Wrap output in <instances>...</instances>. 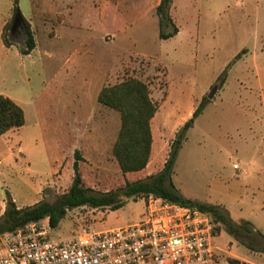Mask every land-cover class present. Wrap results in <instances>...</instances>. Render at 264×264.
<instances>
[{"label": "rangeland", "instance_id": "obj_1", "mask_svg": "<svg viewBox=\"0 0 264 264\" xmlns=\"http://www.w3.org/2000/svg\"><path fill=\"white\" fill-rule=\"evenodd\" d=\"M160 3L19 0L38 44L26 57L23 34H10L15 0H0V95L20 101L26 117L22 130L0 135V217L7 193L19 208L65 194L76 151L85 186L96 192L157 174L207 99L178 150L173 186L185 198L219 207L237 226L264 228V0H170L162 25ZM128 77L149 84L159 111L149 167L123 175L113 155L121 117L97 97ZM145 210L141 198L117 211L73 209L52 236L127 226ZM241 232L236 237L220 226L221 264L261 252L260 235Z\"/></svg>", "mask_w": 264, "mask_h": 264}, {"label": "trees", "instance_id": "obj_2", "mask_svg": "<svg viewBox=\"0 0 264 264\" xmlns=\"http://www.w3.org/2000/svg\"><path fill=\"white\" fill-rule=\"evenodd\" d=\"M169 5L170 0H161L159 4L160 25H162ZM17 11L21 13L19 0H15L14 16ZM22 20L25 26L26 39L20 52L25 56L30 55L36 48V40L31 24L23 15ZM178 32V29L174 28L173 34ZM171 36L172 33L168 35L161 34L162 38H170ZM4 44L8 47L12 46V43L5 40ZM97 101L99 105L120 114L121 128L113 147V155L122 174L144 173L152 159L154 144L152 121L159 111L158 104L152 98L149 84L140 78H124L119 83L103 87L98 94ZM207 102V99H203L201 105L193 113L192 118L182 127L176 140L172 143L171 152L163 169L157 174L133 182L127 181L124 187L115 191L96 192L94 189L85 186L79 164L82 158L80 152L76 151L73 164V182L69 190L54 203L41 201L30 207L19 208L12 196L7 193L5 210L0 217V235L14 233L28 224L46 218L49 219L51 227L55 230L70 210L90 207L92 209L117 211L127 204V199H135V202H137L138 199H146L149 196L160 197L175 204L197 208L209 213L216 224L217 233L221 226L227 228L228 232L236 237L242 234L241 229L247 234H253L254 230L249 222L237 226L228 214H224L219 207L185 198L173 186V168L182 140L185 138L187 131L193 127L196 118L201 114ZM25 123L26 117L23 108L11 98L0 95V135L19 130ZM255 233L260 235L264 241V236L260 232ZM262 244L260 251L264 252V242ZM249 248L252 251L255 250V247L250 246ZM230 264L252 263L233 259Z\"/></svg>", "mask_w": 264, "mask_h": 264}, {"label": "built area", "instance_id": "obj_3", "mask_svg": "<svg viewBox=\"0 0 264 264\" xmlns=\"http://www.w3.org/2000/svg\"><path fill=\"white\" fill-rule=\"evenodd\" d=\"M144 200L142 219L127 226L54 240L46 218L0 235V264H221L209 213L156 196Z\"/></svg>", "mask_w": 264, "mask_h": 264}, {"label": "crops", "instance_id": "obj_4", "mask_svg": "<svg viewBox=\"0 0 264 264\" xmlns=\"http://www.w3.org/2000/svg\"><path fill=\"white\" fill-rule=\"evenodd\" d=\"M25 17V16H24ZM25 19L31 24V26H32V29L34 30V28H33V25H32V21H31V19H28V18H26L25 17ZM5 26L6 25H4V28H5ZM4 28H3V30H4ZM2 34H3V32H2ZM37 46H38V44H37V42H36V48L32 51V53L30 54V55H25L26 57H32V55L36 52V50H37ZM9 98H11V97H9ZM12 100H14L18 105H20V106H22V103L20 102V101H18L17 99H14L13 97L11 98ZM24 127V126H23ZM23 127L22 128H20L19 130H22L23 129ZM19 130H16V131H19ZM15 131V130H14ZM14 131H11V132H14ZM154 135V134H153ZM153 150H154V144H153ZM152 157H153V154H152ZM152 160V159H151ZM151 163V162H150ZM150 163H149V165H150ZM149 165H148V167H149ZM147 167V168H148ZM147 170V169H146ZM145 170V171H146ZM144 171V172H145ZM15 201V200H14ZM16 205H17V203H16ZM5 206H6V204H5V202L3 203V212H4V210H5ZM3 212H2V214H3ZM253 227V229H254V231L255 232H260L263 236H264V228L263 227H261V226H259V228H257V227H255V226H252ZM235 256V255H234ZM244 261H246V262H249V263H253V264H264V253H261V252H249V255H248V258H244L243 259Z\"/></svg>", "mask_w": 264, "mask_h": 264}, {"label": "water", "instance_id": "obj_5", "mask_svg": "<svg viewBox=\"0 0 264 264\" xmlns=\"http://www.w3.org/2000/svg\"><path fill=\"white\" fill-rule=\"evenodd\" d=\"M20 27L22 29L23 41H25V39H26V36L24 34L25 27H24V23H23V20H22V15H21L20 12L17 11L15 13V16H14V19H13V24H12V27H11V30H10V34L12 35V32H16V34L19 35L18 32H19V28ZM217 92H218V87H214L212 89V91L210 92V94L208 95V99L209 100H213L215 98Z\"/></svg>", "mask_w": 264, "mask_h": 264}, {"label": "flooded vegetation", "instance_id": "obj_6", "mask_svg": "<svg viewBox=\"0 0 264 264\" xmlns=\"http://www.w3.org/2000/svg\"><path fill=\"white\" fill-rule=\"evenodd\" d=\"M19 32L22 33L21 27L19 28ZM24 34H25V32H24ZM12 36L15 37V38H20L19 35L16 34V32H12Z\"/></svg>", "mask_w": 264, "mask_h": 264}]
</instances>
